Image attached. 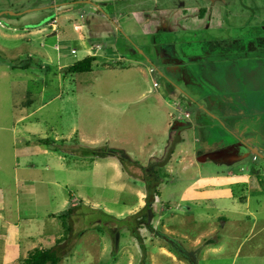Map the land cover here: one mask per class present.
Returning a JSON list of instances; mask_svg holds the SVG:
<instances>
[{
	"label": "rangeland",
	"instance_id": "rangeland-1",
	"mask_svg": "<svg viewBox=\"0 0 264 264\" xmlns=\"http://www.w3.org/2000/svg\"><path fill=\"white\" fill-rule=\"evenodd\" d=\"M5 12L18 16L0 17V113L60 79L62 97L36 117L47 123L48 139L53 129L69 152L125 151L132 160L119 162L140 192L152 171L162 180L153 206L159 230L139 226L144 257L128 229L141 211L128 213L137 193L114 190L117 174L100 160L101 205L79 211L75 229L83 236L74 237L68 263L191 264L164 235L201 250L196 264H264V197L248 200L243 185H230L232 174H264V0H0ZM52 20L55 31L31 34ZM98 46L92 72L68 74ZM29 60V71L13 69ZM106 221L111 232L100 229Z\"/></svg>",
	"mask_w": 264,
	"mask_h": 264
},
{
	"label": "crops",
	"instance_id": "crops-1",
	"mask_svg": "<svg viewBox=\"0 0 264 264\" xmlns=\"http://www.w3.org/2000/svg\"><path fill=\"white\" fill-rule=\"evenodd\" d=\"M103 4L108 8L114 7L110 3ZM96 6L102 8L99 4ZM140 13L150 15L153 12L147 10L139 13L133 12L130 15L138 18L137 14ZM207 14V11H202L204 15L202 18H205ZM47 27L55 31L57 22L48 21L32 29L31 34L40 35ZM74 29L78 32L81 27L76 25ZM80 37L84 40L83 36ZM85 47L87 48L86 43ZM97 48L96 53H91L95 59H98L101 53L99 46ZM24 71L29 70L22 72ZM59 80V83H55L56 85L54 82H43L37 94L26 93L27 95L20 100H15L13 113H0V264H20L32 251L50 249L62 241L65 238V231L60 217L71 205L81 204L83 209L91 212H95L100 207L101 203L97 201L95 194L99 188V171L102 168L100 160L113 168L117 174L109 182L113 183L114 190L118 192L131 189L136 191L139 198L138 206L135 211L130 210L129 215L146 206L147 192H140L130 186V182L126 179L125 169L117 158L94 159L72 153L67 155L66 152H57L40 142L42 139H48L47 123L39 121L36 117L49 108L55 100L62 97L63 91ZM52 85L59 88L51 91ZM22 86H24L22 82L14 84V87ZM179 100L181 103H187L182 99L176 100L177 103L180 102ZM178 111L180 112L181 109ZM170 117L174 118L172 115ZM186 118L190 119L191 115L187 114ZM42 124L46 125L45 129ZM50 131L56 134L54 138L56 143H60L64 138L53 129ZM183 142H185L184 137ZM253 152L254 155L260 156L261 151L258 148ZM175 155L176 152L172 155V160ZM246 168V173L251 171L249 167L248 171ZM261 177L263 180L260 179ZM213 179L220 180L219 177ZM230 179L231 186L241 187L243 185L248 194V200L264 197V174L254 176L232 174ZM159 203L160 198L158 197L154 210ZM155 221L156 216L152 225L155 231H158L159 228L156 227ZM79 234H76L75 238L83 236L82 233ZM142 237L145 239L143 235ZM164 252L167 250L163 246L160 253L164 255ZM69 260L71 259H64L60 264H70ZM172 260L176 262L177 259Z\"/></svg>",
	"mask_w": 264,
	"mask_h": 264
},
{
	"label": "trees",
	"instance_id": "trees-1",
	"mask_svg": "<svg viewBox=\"0 0 264 264\" xmlns=\"http://www.w3.org/2000/svg\"><path fill=\"white\" fill-rule=\"evenodd\" d=\"M95 57L88 56L84 60L78 61L75 64L68 67L67 72L68 74H84V73H90L93 70V65L95 62ZM34 66V62L32 60L24 61L21 64L17 66H13V69H20V70H27ZM40 142L43 145L52 147L57 152H63L67 153L69 151H66V146L64 143H56L55 141H51L50 139H42ZM64 142V141H62ZM72 154H75L77 156H83V157H89L94 159H105L114 157L117 158L119 161H121L123 164H125L128 161H131V157L123 150H116V149H103L99 151H92V150H80L77 147L71 149ZM174 152L172 151L171 155L167 159V161L162 165V167H165L168 162L170 161L172 155ZM124 167V166H123ZM125 169V168H124ZM158 172L152 171V173L147 174V197H146V206L136 215H132L129 217V221L131 222L128 225V229L131 231L134 238H136L139 243H141V247L143 250L144 257L146 256V250L144 245V239L142 238L141 232L139 230V226H144L147 230L153 233L155 231L152 221L154 220L156 214L153 210V206L156 202V199L160 197V193L158 191V188L162 185V180L157 176ZM82 206L81 204L78 205H71L69 209L66 211L64 215H62L60 218L63 222V228L65 231V238L62 241H59L54 247L50 249H36L32 251L27 259H25L20 264H60L65 258L69 257L72 254V251L74 249V237L76 236V229L77 224H79L81 221V214H79V211L81 210ZM132 222L135 223V225H132ZM112 222L106 221L103 224H100V229H104V227L107 229V231L111 232ZM113 224V223H112ZM132 225V226H131ZM164 239H168L170 243L172 242L173 245H175V248L179 250L181 255L184 258H187L188 262L191 264H196L197 259L199 258L201 250L189 252L186 249H184L176 240L170 239L164 235H162ZM213 242H210L208 244H212ZM145 264V263H143Z\"/></svg>",
	"mask_w": 264,
	"mask_h": 264
},
{
	"label": "water",
	"instance_id": "water-1",
	"mask_svg": "<svg viewBox=\"0 0 264 264\" xmlns=\"http://www.w3.org/2000/svg\"><path fill=\"white\" fill-rule=\"evenodd\" d=\"M89 3V2H88ZM3 15H11V16H18L17 14H14V13H10V12H5V13H1L0 14V17L3 16ZM176 126H179V127H187V124L183 123L182 121H177L176 123Z\"/></svg>",
	"mask_w": 264,
	"mask_h": 264
},
{
	"label": "built area",
	"instance_id": "built-area-1",
	"mask_svg": "<svg viewBox=\"0 0 264 264\" xmlns=\"http://www.w3.org/2000/svg\"><path fill=\"white\" fill-rule=\"evenodd\" d=\"M73 54H75V55H76V54H77V51H76V50H74V51H73ZM254 160H257V156H256V155L254 156ZM246 169H247V171H248V170H250L248 167H247Z\"/></svg>",
	"mask_w": 264,
	"mask_h": 264
},
{
	"label": "flooded vegetation",
	"instance_id": "flooded-vegetation-1",
	"mask_svg": "<svg viewBox=\"0 0 264 264\" xmlns=\"http://www.w3.org/2000/svg\"><path fill=\"white\" fill-rule=\"evenodd\" d=\"M202 16H204V15H202ZM173 86H174V85H173ZM187 127H189V126H187ZM177 128H179V129L182 130V129H184L185 127H184V128H183V127L181 128V127L177 126ZM255 149H256V148H255ZM255 149H254V150H255Z\"/></svg>",
	"mask_w": 264,
	"mask_h": 264
}]
</instances>
